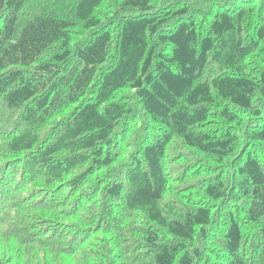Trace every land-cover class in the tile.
Instances as JSON below:
<instances>
[{
  "label": "trees",
  "instance_id": "obj_1",
  "mask_svg": "<svg viewBox=\"0 0 264 264\" xmlns=\"http://www.w3.org/2000/svg\"><path fill=\"white\" fill-rule=\"evenodd\" d=\"M0 264H264V0H0Z\"/></svg>",
  "mask_w": 264,
  "mask_h": 264
}]
</instances>
